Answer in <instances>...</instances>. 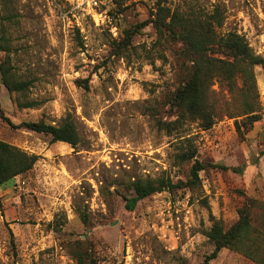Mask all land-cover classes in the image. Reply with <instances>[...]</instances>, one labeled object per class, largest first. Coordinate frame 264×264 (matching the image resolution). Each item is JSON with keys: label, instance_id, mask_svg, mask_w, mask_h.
<instances>
[{"label": "rangeland", "instance_id": "rangeland-1", "mask_svg": "<svg viewBox=\"0 0 264 264\" xmlns=\"http://www.w3.org/2000/svg\"><path fill=\"white\" fill-rule=\"evenodd\" d=\"M96 1L0 0V66L10 65L18 80L30 83L24 95H11L0 71V141L40 158L0 187V264H77L72 247L79 246L97 264H202L215 249L205 235L210 216L229 229L248 204L260 233L264 69L255 70L259 121L245 126L223 117L209 130L188 122L168 133L156 123L175 119L167 98L181 81L180 46L164 42L152 26L157 0H124L122 8L119 0ZM168 4L202 16L219 9V33H239L264 60V0ZM15 97L37 107L18 109ZM68 116L79 132L76 148L18 128L41 119L61 125ZM192 149L201 163L227 169L207 167L195 188L156 194L127 209L131 181H187L194 161L178 156ZM210 264L258 263L223 249Z\"/></svg>", "mask_w": 264, "mask_h": 264}, {"label": "trees", "instance_id": "trees-1", "mask_svg": "<svg viewBox=\"0 0 264 264\" xmlns=\"http://www.w3.org/2000/svg\"><path fill=\"white\" fill-rule=\"evenodd\" d=\"M123 4L124 0L117 1L119 8ZM151 18V24L160 39L169 45L180 46L176 54L181 61V81L167 98L169 112L175 119L157 121L159 129L171 133L188 122H198L203 130H209L223 117L241 119L245 126L261 119L262 107L255 70L257 67L264 69V60L239 33H219L218 30L224 24L219 9L205 16L184 14L173 9L168 0H157ZM6 35L4 26L1 37L4 47ZM131 35L129 32L128 38ZM0 71L1 81L11 95H24L30 89V83L18 80L10 65H1ZM14 100L18 109L37 107L36 103L26 99L15 97ZM18 128L50 136L53 143L62 142L73 148L80 143L79 132L71 116L66 117L61 125L41 119L24 122ZM197 155V150L192 149L178 156L182 162L194 161L187 181L174 182L170 178L131 181L129 190L134 196L126 198L127 209L133 211L140 201L156 194L195 188L201 184L200 173L207 167L227 169L222 165L201 163L196 159ZM39 159L38 155L0 141V187L31 171ZM262 207L264 210V205ZM251 209V204L246 205L240 211L239 220L229 229L225 228L221 220L210 216L212 227L205 235L215 249L202 264H210L223 249L241 253L253 262L264 264V230L260 229L258 233L254 228ZM12 246L15 248L13 238ZM80 247H72L77 264H97L94 254Z\"/></svg>", "mask_w": 264, "mask_h": 264}, {"label": "built area", "instance_id": "built-area-1", "mask_svg": "<svg viewBox=\"0 0 264 264\" xmlns=\"http://www.w3.org/2000/svg\"><path fill=\"white\" fill-rule=\"evenodd\" d=\"M94 6H98V2L96 0H92Z\"/></svg>", "mask_w": 264, "mask_h": 264}]
</instances>
